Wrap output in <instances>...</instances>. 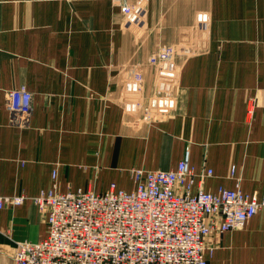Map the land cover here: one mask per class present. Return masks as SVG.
<instances>
[{
    "label": "crops",
    "instance_id": "crops-1",
    "mask_svg": "<svg viewBox=\"0 0 264 264\" xmlns=\"http://www.w3.org/2000/svg\"><path fill=\"white\" fill-rule=\"evenodd\" d=\"M32 93L27 124L6 94ZM173 96H172V94ZM174 97V98H173ZM199 188L264 193V0H0V190H131L130 170L174 169ZM46 235L29 200L0 208V264ZM207 264L264 262V211L210 233Z\"/></svg>",
    "mask_w": 264,
    "mask_h": 264
},
{
    "label": "built area",
    "instance_id": "built-area-1",
    "mask_svg": "<svg viewBox=\"0 0 264 264\" xmlns=\"http://www.w3.org/2000/svg\"><path fill=\"white\" fill-rule=\"evenodd\" d=\"M31 108L26 86L7 92L10 122L26 125ZM129 173L133 187L128 191L112 183L105 192H60L55 173L51 185L36 196H7L0 190V208L29 199L46 216L43 238L14 241L13 264H207L210 233L242 228L264 211V193H244L232 164L228 176L235 180L233 188L192 193L195 178L201 181L212 170L196 172L188 151L174 169L135 168Z\"/></svg>",
    "mask_w": 264,
    "mask_h": 264
}]
</instances>
